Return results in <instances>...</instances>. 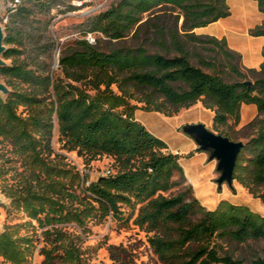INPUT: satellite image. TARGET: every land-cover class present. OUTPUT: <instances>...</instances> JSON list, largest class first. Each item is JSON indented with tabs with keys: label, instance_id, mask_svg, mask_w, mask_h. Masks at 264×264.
Instances as JSON below:
<instances>
[{
	"label": "trees",
	"instance_id": "trees-1",
	"mask_svg": "<svg viewBox=\"0 0 264 264\" xmlns=\"http://www.w3.org/2000/svg\"><path fill=\"white\" fill-rule=\"evenodd\" d=\"M59 1L23 0L4 23L5 32L17 23L29 24L36 12H50ZM227 1L118 0L88 22L84 36L99 34L110 42H121L140 26L143 16L169 9L179 13L177 21L183 19L180 30L176 24L174 29L156 27V33L160 41L168 39L169 53L176 55H151L141 48L103 53L83 39L61 54L57 76L45 62H38L35 68L25 60L15 62L22 52L13 46L21 42L22 35L6 34L8 49L3 59L12 62L0 69V80L10 91L6 97L0 96V141L10 145L27 174L5 196L11 209L29 220L25 227L35 229V223L43 230L42 264H83L80 246L61 226L74 222L84 228L85 219L121 217L124 206L139 207L133 225L146 233L161 264H246L225 245L264 242V217L247 207L223 201L207 210L189 186L166 196L186 181L179 156L135 119L138 110L171 118L199 102L213 114L217 131L229 121L238 125L244 105L255 106L264 115V79L248 87L245 82L228 83L218 74H208L202 68L214 71L215 64L195 56L200 67L193 66L180 41L184 37L221 52L230 62V72L244 79L231 63L241 62V56L230 51L224 39L193 33L229 17ZM255 1L264 14V0ZM249 35L264 37V23ZM246 71L264 73V64L260 71ZM137 94L141 99L135 100ZM133 100L144 107L131 105ZM56 128L63 150L76 152L88 164L112 158L118 171L88 186L87 179L74 174L79 189L76 196L62 182L65 175L52 159ZM219 136L231 141L228 135ZM176 175L180 182L174 181ZM233 181L264 203V120L257 136L238 155ZM32 246L31 236L18 237L13 228L0 233V257L10 264H22ZM249 264H264V259L256 255Z\"/></svg>",
	"mask_w": 264,
	"mask_h": 264
},
{
	"label": "rangeland",
	"instance_id": "rangeland-1",
	"mask_svg": "<svg viewBox=\"0 0 264 264\" xmlns=\"http://www.w3.org/2000/svg\"><path fill=\"white\" fill-rule=\"evenodd\" d=\"M117 2L118 0H61L56 6H51L50 12L44 14L36 12L30 18L29 24L17 23L15 26H11L10 31L7 32H5L4 16L1 10L0 25L4 29L5 37L9 32H20L22 35L21 42H17L13 46L22 52L21 55L14 58L15 62L25 60L31 65V68H35L38 62H45L55 76L59 75L61 54L71 48L74 42L83 39L93 41L91 45L103 53H110L115 49L133 51L141 48L151 55L168 57L176 55L173 51L169 53L168 39L162 42L156 33V27L174 29L176 24L180 30L183 19L180 18L177 21L179 13L169 9L155 15H159V17L143 16L140 26L121 42H110L99 34L84 36L88 22L109 10ZM70 8H78V10L71 11ZM204 34L215 37L217 28L211 27ZM180 41L193 66L200 67L195 56L215 64L214 71L202 68L208 74H218L228 83L250 82L253 85L257 80L264 79V73L251 75L242 68L241 62L231 61L245 75L244 79L237 78L230 72L228 67L230 62L223 58L221 52L189 42L184 37ZM7 49L8 47H6ZM46 49L49 51H45ZM5 62L9 66L12 61ZM0 81L2 82V80ZM180 87L185 89L184 85H180ZM112 89L117 92L115 86ZM2 97L4 98V96ZM135 97V100L141 99L138 94ZM135 100L130 101V104L139 108L144 107L143 103H137ZM135 116L152 135L167 144L173 152H180L179 159L183 172H185V179L188 177L194 181L190 185L186 179L182 186L166 196L177 195L189 186L193 190V195L207 210H214L221 202L226 201L232 205L247 207L251 212L264 217V203L253 198L238 183L234 182L232 188L223 185L220 190L218 189L217 180L220 175L216 171L217 163L210 162L206 154L197 153L196 149L192 153L191 149L194 143L182 132V128L186 125L201 124L208 131L216 135H228L232 142L242 143L245 146L257 136L261 122L264 120V115L259 114L255 106H242L240 123L234 125L232 121H229L226 127H221L218 131L213 127V114L204 109L200 102L190 109H182L171 118L165 117L163 114L140 110L135 112ZM52 149L54 151L52 159H55L54 162L65 175L62 182L76 196L79 195V189L78 183L73 178L74 174H78L82 179H87L91 183L96 182L107 171L111 173L118 171L112 158L102 157L88 164L76 152L63 150L62 144L59 142L57 128L53 133ZM169 152L172 151L169 150ZM245 156L248 157L249 154L245 153ZM22 174L27 173L24 172L21 160L12 154L11 147L7 142L0 141V233H3L6 228H13L18 237L31 236L33 246L22 264H42L44 258L41 255V250L44 246V239L41 234L43 230H40L35 223V229L29 226L25 227L23 224L29 220L23 213L12 210L11 201L5 196L6 190L18 183ZM180 179V176L176 175L174 181L180 182ZM75 205H78L77 202ZM138 208L122 207L120 209L121 217L110 215L101 221L94 218L85 219L84 228H80L74 222L62 225L61 228L71 234L80 246L83 264H161L148 244L146 233L133 225ZM130 217L131 219H129ZM225 246L235 258L243 259L246 264H249L256 255L264 259V242ZM0 264L10 263L0 257Z\"/></svg>",
	"mask_w": 264,
	"mask_h": 264
},
{
	"label": "crops",
	"instance_id": "crops-1",
	"mask_svg": "<svg viewBox=\"0 0 264 264\" xmlns=\"http://www.w3.org/2000/svg\"><path fill=\"white\" fill-rule=\"evenodd\" d=\"M227 5L230 10L229 17L221 19L206 28L196 29L193 33L200 37H212L204 33L211 27H216L217 34L212 38L217 40L224 39L228 49L241 56L243 69L260 71L262 64H264V37H251L249 31L264 23V14L259 12L255 0H228ZM135 119L138 121L136 116ZM195 149L196 146L194 144L191 152L193 153ZM169 150L173 154L181 155L178 151L173 152L170 148ZM179 164L182 167L180 159ZM186 179L190 185L191 183L193 184V179L188 177Z\"/></svg>",
	"mask_w": 264,
	"mask_h": 264
},
{
	"label": "water",
	"instance_id": "water-1",
	"mask_svg": "<svg viewBox=\"0 0 264 264\" xmlns=\"http://www.w3.org/2000/svg\"><path fill=\"white\" fill-rule=\"evenodd\" d=\"M1 10L2 6L0 2ZM4 41V29L0 25V69L7 67L3 59L6 52ZM245 84L248 87L252 85L250 82H245ZM9 93V89L0 81V96L6 97ZM182 132L193 141L197 153H204L208 156L210 162L215 161L217 163L216 171L220 175L217 180L218 189L220 190L223 185L232 188L236 161L244 145L242 143H234L227 138L216 135L208 131L201 124L186 125L182 128Z\"/></svg>",
	"mask_w": 264,
	"mask_h": 264
},
{
	"label": "built area",
	"instance_id": "built-area-1",
	"mask_svg": "<svg viewBox=\"0 0 264 264\" xmlns=\"http://www.w3.org/2000/svg\"><path fill=\"white\" fill-rule=\"evenodd\" d=\"M1 6H2V12H3V22H8L9 15L15 13L19 7L22 6L23 0H0ZM90 44L93 43V41L88 40ZM176 155H178L176 153ZM110 175V172L107 171L104 174H102L99 178L108 177ZM86 185H89V182L87 181Z\"/></svg>",
	"mask_w": 264,
	"mask_h": 264
}]
</instances>
